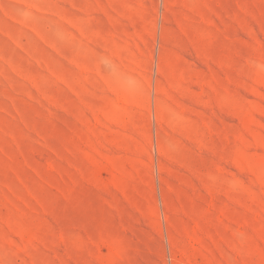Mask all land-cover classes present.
I'll return each mask as SVG.
<instances>
[{"label":"rangeland","instance_id":"1","mask_svg":"<svg viewBox=\"0 0 264 264\" xmlns=\"http://www.w3.org/2000/svg\"><path fill=\"white\" fill-rule=\"evenodd\" d=\"M0 264H264V0H0Z\"/></svg>","mask_w":264,"mask_h":264}]
</instances>
